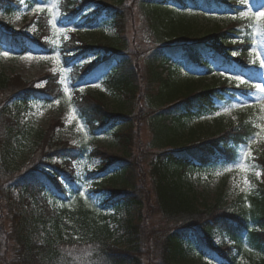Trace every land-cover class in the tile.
Returning <instances> with one entry per match:
<instances>
[{
    "label": "trees",
    "instance_id": "16d2710c",
    "mask_svg": "<svg viewBox=\"0 0 264 264\" xmlns=\"http://www.w3.org/2000/svg\"><path fill=\"white\" fill-rule=\"evenodd\" d=\"M35 1L29 0L31 4ZM111 1L112 6L101 4L96 12L111 20L120 41L131 0ZM146 1L152 9L149 15L154 42L157 41L146 75L138 71V64L131 58L120 59V52L109 44L91 46L72 35L61 47V53L62 65L70 69L74 86L81 83L82 77L107 70L106 84L115 93L123 97L146 95L157 100V114L151 121L157 144L154 150L142 152L139 158L128 162L127 152L137 138L132 124L115 134L125 149L124 155L115 157L101 148L95 149L89 157L95 156L100 162L87 174L94 181L88 191L103 195L102 210L135 208L139 211L137 218L142 219L140 212L147 203L157 221L135 223L126 218L115 232L91 201L79 195L73 165L85 157L84 147H70L59 139L55 131L60 123L56 120L34 136L23 123L21 108L29 102L51 103L63 98L58 79L44 74L27 81L0 70V264H186L188 253L211 264H239L242 255L251 254L257 259L254 264H264V158L257 160L262 175L255 190L237 196L229 206L215 203L200 207L183 178L188 171L239 163L249 138L257 131L256 116L251 114L237 125L187 145H173L177 124L182 120L230 108L239 95L253 90L249 77L257 66L248 59L253 45L251 28L242 24L240 18L217 27L211 34L197 36L179 32L171 14L189 8L210 16L237 17L246 11L247 4L242 5L240 0ZM262 1L248 0L254 5ZM94 2L62 0L59 23L94 28L96 19L83 15ZM11 5L16 6L14 0H0L2 11L8 12ZM34 22L37 32L28 37L0 20V49L14 57L52 54L54 47L45 39L49 31L46 18L37 15ZM162 22L166 25L162 26ZM103 50L112 53L110 57L103 56V63L81 66L89 56L99 57ZM233 51L237 53L235 58ZM171 65L192 79L200 73H229L241 76L245 84L235 87L224 83L204 90H193L186 84L181 90L170 79ZM45 79L43 86H35L38 80ZM154 84H158L156 90ZM74 104L94 135L127 121L125 116L114 114L104 104L79 93L74 96ZM142 163L147 164L146 173ZM106 177L119 179L122 187L103 185ZM147 178L148 188L144 183ZM53 201L64 205L71 201L74 205L57 208Z\"/></svg>",
    "mask_w": 264,
    "mask_h": 264
},
{
    "label": "rangeland",
    "instance_id": "374dc122",
    "mask_svg": "<svg viewBox=\"0 0 264 264\" xmlns=\"http://www.w3.org/2000/svg\"><path fill=\"white\" fill-rule=\"evenodd\" d=\"M61 1L62 0H36L35 2L37 3L31 4L29 0H14V4L17 5H11L8 12L0 10V20L3 22V24H8L13 31L24 33L28 37H33L37 32L36 23L34 22L35 17L37 15L44 16L46 18V25L49 28L48 35L46 37L47 42H49L54 47V52L50 55H53L57 52L60 53V65L54 64V62L50 59H33L29 61L21 59V57L24 55L13 57L9 53V56L7 57L0 56V70H2L8 76L18 75L27 81L36 80L44 74H50L52 77L58 79L62 91L64 84H62L60 81L63 78L64 83L69 87L71 99H69V97L66 96L63 91V98L59 100V104L54 102H29L28 105L21 108V117L23 123H26L29 126L34 136L35 134H40L41 132L46 131L50 127L51 123L56 120L57 123H60V126H56L55 131V134L59 139L68 144L70 147H84L85 157L73 165L76 170L75 181L77 182V186L80 191L82 190L85 192V196L80 197H82L84 200L91 201L92 205H94L97 209V212H99L98 215L102 218H105L106 222L110 224L111 228L115 229L116 227H119L126 218L134 220L135 223L139 220L150 224L155 223L157 221V215L154 210L146 207L148 206L147 203H144L143 210L140 212V217L142 219L137 218L139 211L135 208H121L118 211L113 209L102 210L103 207L101 206L103 195L88 191V188L93 186L94 181L89 179L87 174L95 170L100 162V160L95 156L89 157V154L94 149L101 148L106 153L115 157L124 155L125 149L119 143L115 134L117 132L125 131L132 124L133 131L137 130V138L134 139L132 150L127 152V154L130 153L129 156L131 157L128 158V162L132 163L135 158H139L141 156L142 152L148 154L151 153L150 151L154 150V144H157L154 142L155 136L151 121L157 114V100L155 97L146 95L145 97L139 95L123 97L121 94L115 93L106 84L109 74V71L107 70L99 73L95 72L93 75L87 78L82 77L80 81L81 83L77 85L79 88L77 91L75 88L73 89V80L71 78L70 69L63 67L62 65L61 53V47L71 39L72 35L91 46H106L109 44L120 52V59L122 57L131 58L132 62H136V64H138V71L141 74L146 75L147 69L149 70L147 62L150 60L149 57L152 54L153 47L157 44L156 40L154 42V31L149 15V13L152 12V9L145 4L147 2L146 0H131L133 1L132 3L129 1L130 11L127 13L128 18L125 22L124 33L121 40L119 41L111 25V20L105 15H99L96 12V10L102 8L101 4L112 6L111 0H95L94 3L85 9L83 14L90 15L91 18L96 19L97 21V25L91 29H76L77 27L73 25H64L63 23H59ZM37 4L43 5L44 10L39 13H34L32 9ZM49 8L52 9L51 12L48 10ZM145 11H148L146 15L144 14ZM253 11H264V8L255 9ZM53 17H55L57 27L75 30H67L63 33H56L52 28V25L49 23ZM171 17H173L172 21L174 27H177L179 32H188L197 36L211 34L217 27L227 26V23L235 20L232 17L226 16H209L203 11L197 13L195 11H191L189 8L180 13L173 12ZM237 18H239V16H237ZM240 20L243 22L242 24H251L250 28L252 30L251 35L253 37V45L250 47V51L248 53V59L251 62L256 58L255 53L264 55L262 41L264 36V23L257 25L254 19L245 20V18H240ZM164 25H166V23L162 22V26ZM258 28L261 30L258 31ZM53 41L56 43H53ZM3 51L6 50L0 49V52ZM232 53L233 52H231V54ZM32 55L41 56L38 54ZM111 55L112 53L107 51L106 53H102L99 57L89 56L85 63L81 62L80 64L81 66L92 63L100 64L103 63L100 61L103 56L110 57ZM91 57H95V59H92L90 62H88L89 58ZM255 64L258 65L259 69L257 70V73L250 78V80L256 84L264 82V68L260 67L258 59ZM53 68H56L57 71L53 72ZM60 69H63L64 71L61 72ZM169 70L171 81L174 82L175 85L178 84L176 86L181 90L184 89L186 84H189L193 90H204L223 85L224 83L232 85L234 82H236L235 80L228 79L229 76H232L229 73H224L223 75L217 73L212 75H204L200 73L198 74L200 76L192 79L190 77L184 76L182 70L175 67V65H171ZM164 75L166 74L164 73ZM46 80L47 79L41 81L38 80L35 86L37 84L43 86ZM92 83L99 84L100 86L93 87L91 86ZM157 85L158 84H154L155 90V86ZM81 88L84 89L82 92L80 91ZM78 93L99 101L114 114L125 116L127 121L119 123L112 130L92 135V133L87 130L84 121L80 118L79 113L76 111V107L74 105V96ZM155 93L156 92H154V94ZM178 93L179 92L176 91L175 96H178ZM258 98H264V93H259L257 90H255V92L250 93L247 97L240 98L238 101L233 103L239 104L241 102H245L246 106L244 107H230V111H224V109H222L219 111L220 115H216V113H204L196 118L182 120L181 123L177 124V134L174 137L173 145L175 147H181L196 139L209 137L212 134L219 133L230 126L237 125L241 121L250 118L251 114L256 116V124L264 123V121L260 119V116L264 115V113H261L259 109ZM70 109L75 110L79 123L83 124L84 126L83 131L77 130L78 122L76 120L72 121L71 123L68 122L67 117L70 113ZM173 125H175V123ZM73 141H76V143L74 144ZM248 147L249 145L244 148L242 153L247 150ZM250 147L252 151V157H254V159L249 158L246 161L250 167V171L247 173L250 186L246 189V191H241V188L244 187L242 181L243 174L238 172L234 166H232L231 171H225V168H228L229 166L217 165L211 168L200 169L193 172L188 171L183 175L184 180L187 182V188L191 190L190 194L195 195L197 204L200 207L215 203H219L222 206H229L232 200L237 196L246 195L249 192L255 190L256 183L260 180V177L255 175L256 171H260V166L257 160L259 157L264 158V141L251 143ZM125 158L126 157L124 156L123 159ZM142 165L144 167V172L146 173L147 164L142 163ZM136 166L138 167L139 164ZM217 173H219V175H217ZM144 183L147 188L150 187V181L148 178L147 180L144 179ZM97 184L101 183L97 181ZM102 184L116 188L122 187L121 181L117 178L106 177V179L102 181ZM137 185L140 187L141 183L139 182ZM73 205L74 203L71 201L67 202L66 205L58 201L54 202V207L57 208L71 207ZM115 230V232L119 231L118 229ZM256 261V256L251 254H245L239 258V264H254ZM185 263L210 264L207 260L199 259L191 253L187 254V260Z\"/></svg>",
    "mask_w": 264,
    "mask_h": 264
},
{
    "label": "snow or ice",
    "instance_id": "6c2138e0",
    "mask_svg": "<svg viewBox=\"0 0 264 264\" xmlns=\"http://www.w3.org/2000/svg\"><path fill=\"white\" fill-rule=\"evenodd\" d=\"M240 3L242 5H246L248 3V0H240ZM264 7V6H262ZM44 10V6L41 5V4H37L33 9L32 11L34 13H39V12H42ZM50 12L52 11L51 8L48 9ZM245 17H248L250 19H254L257 23V25H261L262 23H264V11H256V12H251V9L247 10V11H241L239 12V18H245ZM233 19H236L237 17H232ZM49 23L52 25V28L54 29V31L56 33H63L67 30H75V29H67V28H61V27H57V23H56V20H55V17H53ZM258 31L261 30L260 28L257 29ZM47 40V38H45ZM53 43H56L55 41H53ZM233 56L237 55V53L235 51H233L232 53ZM0 56H4V57H7L9 56V52L8 51H3V52H0ZM255 59H253L251 61V63L255 64L257 62V59L259 60V65L261 68H264V55H261L260 53H255ZM21 59H24V60H33V59H41V60H52L54 62V64L56 65H60L61 63V54L60 53H55L53 55H41V56H33L31 53H28L24 56L21 57ZM92 59H95V57H91L89 58V61L90 62ZM57 69L56 68H53V72H56ZM61 72H63L64 70L63 69H60ZM224 73H221V75H223ZM229 80H235L237 82V86L239 85H242V84H245V80L241 78V76L239 75H233V76H229L228 77ZM62 84H64V88H63V91H64V94L66 96L69 97V99H71V93H70V90H69V87L67 84L64 83V80L63 78L61 79L60 81ZM37 87H40L41 85L40 84H37L36 85ZM93 87H99L100 85L99 84H96V83H92ZM255 89L257 90V92L259 93H264V82H261V83H257L254 85ZM84 89L81 88L80 91L82 92ZM259 100V109L261 111V113H264V98H258ZM54 103L56 104H59L60 101L58 99H55L54 100ZM51 106V105H49ZM246 106L245 105V102H241L239 104H233L231 107H244ZM231 108H226L224 109V111H230ZM216 115H220L219 112L216 113ZM68 119V122L71 123L72 121L76 120L78 122V128L77 130L78 131H83L84 129V126L83 124H80L79 123V120H78V116L75 112L74 109H70V113L67 117ZM260 119L262 121H264V115H261L260 116ZM255 127L257 128V131L255 132V134L249 138V147L247 150H245L242 154H241V157H240V162L239 163H235L233 166L238 170V172H240L241 174H243L242 176V181H243V185L244 187L241 188V191H246V189L250 186V182L247 178V173L250 171V167L249 165L246 163V161L249 159V158H253L252 157V151H251V143H255V142H258V141H264V123H259V124H256ZM73 143L75 144L76 141H73ZM232 170V166L228 167V168H225V171H231ZM217 175H219V173H217ZM255 175L257 177H260L262 174L260 171H256ZM79 195L80 196H85V192L84 191H80L79 192Z\"/></svg>",
    "mask_w": 264,
    "mask_h": 264
}]
</instances>
